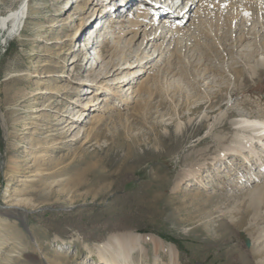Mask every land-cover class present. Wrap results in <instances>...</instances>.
Here are the masks:
<instances>
[{
    "label": "rangeland",
    "instance_id": "1",
    "mask_svg": "<svg viewBox=\"0 0 264 264\" xmlns=\"http://www.w3.org/2000/svg\"><path fill=\"white\" fill-rule=\"evenodd\" d=\"M116 1L0 0L1 16L27 8L0 25V264H105L120 235L145 240L121 264H264V141L236 145L264 120V9L196 0L179 27Z\"/></svg>",
    "mask_w": 264,
    "mask_h": 264
},
{
    "label": "bare ground",
    "instance_id": "2",
    "mask_svg": "<svg viewBox=\"0 0 264 264\" xmlns=\"http://www.w3.org/2000/svg\"><path fill=\"white\" fill-rule=\"evenodd\" d=\"M226 1L228 3L230 2L229 0H226ZM108 2L106 4L110 5V3H108ZM135 2L138 3V0H117L115 2L116 4L114 6L112 5L113 8H110V6H106V7H109V11H107V12H109V14H114V13L118 14V13H120V11H119L120 9L126 10L128 7H131V5H133ZM188 2H189L188 4L183 2L181 5H178L176 7V8H180L181 13H178V14H174V12L172 13V12L164 9V8H162V6H160L161 8L160 7L157 8L153 3H151L150 5L152 7V10L155 11L154 14H156V16L158 18L162 17L165 20H167L169 18L170 19L176 18V20L179 21L178 26L180 27V26H183L186 23V21L188 22V18L191 16L190 13L192 12V8L196 5L195 4L196 0L188 1ZM231 4H233L235 6V8H238L240 11L246 12V21L250 20L248 14H249L251 9L254 10L255 7L258 8V10L264 9V7H263L264 6V0H254L253 4L251 2H243L242 0H236L234 3L231 1ZM220 5H221V3H220ZM100 6L101 5H99V7H97V8H100ZM114 8H116L115 12L112 13ZM143 9H148L146 11L151 10L146 5L144 6ZM26 11H27V8L23 4L22 6H20V9H17L15 11H11L6 16L0 15V25L3 26V31L7 32V26L10 25L9 23L14 24V27H16L18 24H21L25 18ZM230 15H232V14L230 13ZM234 15H237V14H234ZM234 15H232L226 19L224 17L220 16L221 20L219 19L220 20L219 22H221V23H220L219 28L223 29L228 21H231V19L234 20V18L236 19L238 17V16H234ZM243 16H245V15H243ZM112 24H113V22L111 23V26H112ZM262 26L264 28V21H262ZM262 26H259V28H261ZM257 32H258V30H257ZM257 32L254 31L253 33L256 34ZM251 34H252V32L248 33V35H251ZM162 38H163L162 32L158 31V32H156V33L154 32L152 34V38L150 40H151V43L154 44L157 40L162 39ZM238 40H239V43L241 44L243 41L247 40V36L242 35V37H238ZM204 56L207 57L208 54L205 53ZM252 68H253V71L255 74H258V75L262 74L264 72V60H259L257 66L252 67ZM231 72L233 74L236 73L238 75L240 73V70H237V68L235 69L234 67H232ZM68 93H70V92L67 91L66 95ZM211 105H212V103H209V104L201 103L195 109L196 110L200 109L202 106L211 107ZM250 115H252V116H249V117L245 118L243 121H241V125H242L241 128L239 130H236V134H241L242 137H245V139H237L236 145H239L241 149L243 148L246 150H247V148H249V150H252L251 148H253L252 147L253 141L256 138L258 139V141H260V143L262 141H264V120L255 119L253 114H250ZM233 116H236V113L234 111L229 113V117H233ZM222 130H229L228 124L226 122L218 123L217 125H215V127L213 129V131H215V132H219ZM206 142H209V139H206V140L199 142L198 145H201V144L206 143ZM217 142L221 143V142H223V140H220V138H219ZM235 148H237V147H235ZM254 200L259 205L264 204V188L257 193V196L255 197ZM110 239L111 240L109 242L106 241L105 243H103L102 246L99 245L97 247V249L100 251L99 252V261L102 263H105V264H121L122 262L127 263L130 260L131 255L135 251L141 250L143 248L142 245L145 242V240H141V236H127V235L121 236L120 235L118 237L113 236ZM152 239L154 240V237H152ZM156 240L157 239H155L153 241V246L155 247L156 250H158L159 248L162 247V244L160 243V241L158 242ZM257 254L260 255V257L264 258V252H262V250L258 251ZM170 262L172 264H178L177 255L172 254Z\"/></svg>",
    "mask_w": 264,
    "mask_h": 264
},
{
    "label": "water",
    "instance_id": "3",
    "mask_svg": "<svg viewBox=\"0 0 264 264\" xmlns=\"http://www.w3.org/2000/svg\"><path fill=\"white\" fill-rule=\"evenodd\" d=\"M246 245H247L248 247H250V242H249L248 239H246Z\"/></svg>",
    "mask_w": 264,
    "mask_h": 264
},
{
    "label": "trees",
    "instance_id": "4",
    "mask_svg": "<svg viewBox=\"0 0 264 264\" xmlns=\"http://www.w3.org/2000/svg\"><path fill=\"white\" fill-rule=\"evenodd\" d=\"M177 243V242H176Z\"/></svg>",
    "mask_w": 264,
    "mask_h": 264
}]
</instances>
